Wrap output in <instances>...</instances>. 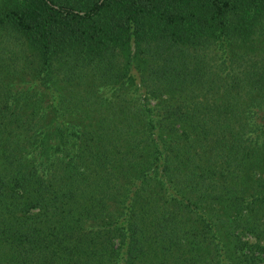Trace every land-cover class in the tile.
<instances>
[{
  "label": "trees",
  "instance_id": "obj_1",
  "mask_svg": "<svg viewBox=\"0 0 264 264\" xmlns=\"http://www.w3.org/2000/svg\"><path fill=\"white\" fill-rule=\"evenodd\" d=\"M0 264H264V0H0Z\"/></svg>",
  "mask_w": 264,
  "mask_h": 264
}]
</instances>
